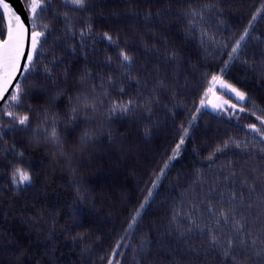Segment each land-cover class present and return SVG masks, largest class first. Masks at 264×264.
I'll use <instances>...</instances> for the list:
<instances>
[{
    "label": "snow or ice",
    "instance_id": "1",
    "mask_svg": "<svg viewBox=\"0 0 264 264\" xmlns=\"http://www.w3.org/2000/svg\"><path fill=\"white\" fill-rule=\"evenodd\" d=\"M106 2L111 0H59L58 3L0 0V141H3L0 167L7 176L4 186L13 192L32 186L35 174L30 153L22 143L18 146L15 139L9 144L8 133L26 137L29 146L49 155L54 168L59 166L75 177L86 150L100 137L106 135L109 142L124 137V133L112 127L116 117L153 121L152 110L160 104V94L168 85L159 77V64L154 69L155 80L149 78L151 74L141 79L140 70L134 68L136 59L130 47L137 39L145 51L156 50L157 60L175 63L178 74L181 54L169 48L167 39L163 40L161 54L155 27L150 25L154 16L163 24L166 14H173L171 0H167L169 7L163 10L158 7L155 13L151 10L153 0H148V7L143 10L137 7L139 0H122L125 15L142 18L145 29L152 27V44L147 43L140 29H133L131 36H122L119 29H97L94 21L97 15L103 17L102 5ZM234 7L233 0L205 3L187 0L176 9V16L182 17L186 24V35L198 34L202 47L207 45L226 52L227 58L218 68L207 66L201 74L190 106L195 110L189 111L186 122L181 120L177 124L173 120L178 139L171 154L145 182L143 199L131 210L110 250L100 257L101 264H150L152 241L148 235L141 234L139 244H133L135 228L143 220L171 162L181 154L198 114L208 109L226 115L229 120L235 118L238 126L245 116L254 117L258 123H244L243 138L225 135L209 147L202 163L206 162L211 179L206 178L203 168L195 170L191 185L180 193L178 200H172L166 234L175 235L185 244L196 236L205 243V260H197L195 264H207L209 253L214 254L217 264H264V108L258 109L254 101L249 106V94L227 74L229 65L239 61L246 71L258 74L257 83L264 79V59L257 64L244 52L254 21L264 18V0L253 8L238 35L221 38L224 31L230 30L221 26ZM97 8L99 13L94 11ZM117 14L113 8L111 15ZM209 15L217 22V31L205 26ZM254 39L259 41L262 37ZM100 45L102 61L95 59L101 51ZM104 69L109 71L105 73ZM132 84L134 90H130ZM175 98L173 92L172 100ZM164 107L173 112L177 104L173 103L171 109L166 104ZM144 133H150L149 126H145ZM75 184L77 196L83 202L87 197L80 188L82 181L77 179ZM54 211L33 214L30 219L51 220L53 229L62 227L66 232L79 226L75 209L71 222L64 225H60L55 218L59 213ZM43 235L51 240L53 233ZM78 237L82 239L83 233H76L72 239ZM189 248L200 255L196 248L190 245ZM54 252V248L46 249L49 259L43 264H57ZM22 255L21 249L17 264H23ZM167 264L187 262L174 257Z\"/></svg>",
    "mask_w": 264,
    "mask_h": 264
},
{
    "label": "trees",
    "instance_id": "2",
    "mask_svg": "<svg viewBox=\"0 0 264 264\" xmlns=\"http://www.w3.org/2000/svg\"><path fill=\"white\" fill-rule=\"evenodd\" d=\"M59 0H54L58 3ZM187 0H171L170 7L173 14L167 16L165 23L161 24L155 16L150 25L155 27L157 33V48L163 54L162 43L167 39L169 48H175L182 57L178 74L175 63H166L163 59L157 60L156 50L145 51L139 39L130 45L136 62L135 69L140 70L141 79L149 76L157 78L155 66L159 64V77L164 78L168 88L160 94V104L153 108V121L116 117L112 127L124 133L123 138L109 142L108 137L102 136L98 142L91 145L80 161L76 176L72 177L59 166L51 164V158L43 150H36L29 146L27 138H21L19 133H8V143L15 139L31 155L35 180L32 186L13 192L4 186L6 173L0 167V264H17L16 257L23 250L20 260L23 264H43L49 257L46 249H55L54 256L57 264H101L100 257L105 255L110 246L122 231L130 216L131 210L143 199L146 192V181L153 171H159V166L167 155L171 154L176 137L175 123L188 119L193 97L198 89L196 87L201 74L207 66L219 67L227 58L226 52L210 47L201 46L198 34L186 35V24L182 17H177L175 12ZM196 3L211 2V0H194ZM235 7L229 11L228 18L221 26L230 29L223 32V36L236 35L242 31L251 15V11L260 0H233ZM103 17L97 15L94 21L97 29L107 28L113 31L121 30V35H133V29H140L147 37V43L152 44V27L145 29V21L125 15L126 6L122 0H111L102 5ZM138 8L143 10L148 7V0H139ZM162 10L169 7L167 0H153L151 10L155 13L157 8ZM116 8L118 14L112 16ZM99 13L100 9L94 10ZM210 31H217V22L207 18L205 25ZM252 35L247 38L244 52L249 59H255L259 64L264 59V18H257L251 29ZM219 34V33H218ZM260 36L261 40L254 37ZM95 59L103 60V46ZM244 56L242 54L241 59ZM93 59V57H90ZM241 62L236 61L229 65L228 76L233 79L237 87L246 91L251 97L249 106L255 102L258 109L264 108V79L257 83L258 74L245 70ZM93 71H97L94 67ZM105 73L109 71L104 69ZM135 89V84L130 90ZM176 93L175 101L172 93ZM173 103L177 107L173 112ZM185 104L188 107H185ZM63 106V101H61ZM256 122L254 117L245 116L239 126L235 118L229 120L224 114L213 113L210 109L198 114L197 122L191 126V134L186 139L181 154L171 162L170 169L162 177L158 190L154 193L143 220L135 228L132 237L133 244H139L141 234L148 235L153 247L150 254V264H167L174 257L180 258L187 264H195L197 260H205V243L198 237L189 239L187 244L178 240L175 235H167L170 209L173 198L179 199L180 193L188 188L195 179V170L203 168L205 176L207 164L203 157L207 155L209 147L222 140L225 135L243 138L241 128L244 123ZM258 123V122H256ZM145 126L150 127V133L145 135ZM3 145V141H0ZM195 149V150H194ZM231 155V153L229 154ZM2 160V157H0ZM81 180V191L86 193V199L81 202L77 196L75 180ZM207 185H205V191ZM73 209L76 210L78 227H73L71 232H66L62 227L53 229L51 220L30 219L33 214L54 211L55 218L60 225L71 222ZM23 221H27L26 223ZM41 230L38 232L37 230ZM52 231V239L44 238L43 233ZM83 233V238L72 239L76 233ZM99 238V239H98ZM18 241L19 243H9ZM31 241V243H29ZM159 241V243H158ZM189 245L196 248L200 255L190 251ZM130 254V252H129ZM207 264H217L214 254L209 253ZM148 264V262H145Z\"/></svg>",
    "mask_w": 264,
    "mask_h": 264
},
{
    "label": "water",
    "instance_id": "3",
    "mask_svg": "<svg viewBox=\"0 0 264 264\" xmlns=\"http://www.w3.org/2000/svg\"><path fill=\"white\" fill-rule=\"evenodd\" d=\"M13 2L15 3V0H13ZM17 7H19V5H17Z\"/></svg>",
    "mask_w": 264,
    "mask_h": 264
}]
</instances>
